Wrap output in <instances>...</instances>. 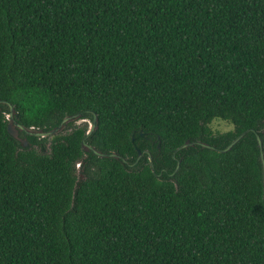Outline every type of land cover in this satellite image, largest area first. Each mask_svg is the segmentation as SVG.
<instances>
[{"label": "trees", "instance_id": "trees-1", "mask_svg": "<svg viewBox=\"0 0 264 264\" xmlns=\"http://www.w3.org/2000/svg\"><path fill=\"white\" fill-rule=\"evenodd\" d=\"M0 100L155 168L86 125L22 150L0 115V264H264V0H0Z\"/></svg>", "mask_w": 264, "mask_h": 264}, {"label": "water", "instance_id": "water-1", "mask_svg": "<svg viewBox=\"0 0 264 264\" xmlns=\"http://www.w3.org/2000/svg\"><path fill=\"white\" fill-rule=\"evenodd\" d=\"M0 115L6 116L5 119L7 121L6 125V131L10 138H12L20 147L22 150H29L33 147V144L29 140V138H51L53 136H57L60 134L65 133V131L68 129L71 125H79L80 122H86V120H90L89 127L85 133L84 138L81 141V149L84 153H91L92 155L102 158V159H115L121 161V163L129 165L131 167L135 166L138 161L146 155L150 164V167L153 172H155L154 163L152 155L149 151L143 150L141 151L138 147H136L137 156L133 163L129 164L127 160L120 156L119 154L115 152H102L98 150L96 147L90 144V140L95 135V132L97 130V116L93 114L92 120L89 118L82 117V113H75L72 115L65 116L60 123L51 128V129H39V128H33V127H26L22 125L19 121V114L17 113L15 106L12 105L8 101L0 100ZM248 132V131H247ZM247 132L241 133L238 135L235 139H233L224 149L217 150L215 147L211 146L208 143L202 142V141H186L184 144H182L180 147H178L175 152L173 153V158H175V154L183 149H187L190 147H200L202 149L207 150H216L220 153H225L229 151L235 144H237ZM252 133L255 134V138L257 141V147L259 151V158L262 166V183H263V200H264V153H263V145L261 138L258 133H255V131L252 130ZM145 135L143 131H140L137 136L135 134L132 135L131 141L135 142L137 139H145ZM159 140V139H158ZM157 148H160V143H158ZM181 160H177L176 167L174 171L170 174V176H173L177 170L180 167ZM77 169H79V164H77ZM162 171L157 175L158 177H161Z\"/></svg>", "mask_w": 264, "mask_h": 264}, {"label": "rangeland", "instance_id": "rangeland-1", "mask_svg": "<svg viewBox=\"0 0 264 264\" xmlns=\"http://www.w3.org/2000/svg\"><path fill=\"white\" fill-rule=\"evenodd\" d=\"M6 117V116H5ZM90 124V120H86V122H80L79 125H86L87 128L89 127ZM211 129L213 130V132L215 134L217 133H224L227 131L232 130V126L230 124H227L226 122H222L220 120H214L211 124H210Z\"/></svg>", "mask_w": 264, "mask_h": 264}, {"label": "snow or ice", "instance_id": "snow-or-ice-1", "mask_svg": "<svg viewBox=\"0 0 264 264\" xmlns=\"http://www.w3.org/2000/svg\"><path fill=\"white\" fill-rule=\"evenodd\" d=\"M31 95V94H30ZM40 102V100H39V98H37L35 101H34V103H39Z\"/></svg>", "mask_w": 264, "mask_h": 264}, {"label": "flooded vegetation", "instance_id": "flooded-vegetation-1", "mask_svg": "<svg viewBox=\"0 0 264 264\" xmlns=\"http://www.w3.org/2000/svg\"><path fill=\"white\" fill-rule=\"evenodd\" d=\"M170 176V174H168Z\"/></svg>", "mask_w": 264, "mask_h": 264}]
</instances>
